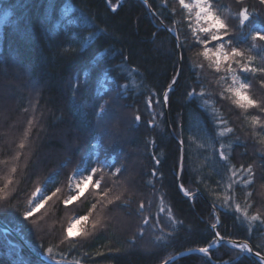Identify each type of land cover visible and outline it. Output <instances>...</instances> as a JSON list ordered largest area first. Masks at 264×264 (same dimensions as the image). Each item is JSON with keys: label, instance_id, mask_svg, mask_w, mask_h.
I'll list each match as a JSON object with an SVG mask.
<instances>
[{"label": "trees", "instance_id": "obj_1", "mask_svg": "<svg viewBox=\"0 0 264 264\" xmlns=\"http://www.w3.org/2000/svg\"><path fill=\"white\" fill-rule=\"evenodd\" d=\"M145 1L148 7L142 0H120L112 12L104 0H0L4 15L0 23V103L8 116L2 122L0 114V160L8 161L0 164V175L12 164L18 166L9 199L0 201V216L33 248L45 255L52 248V259L162 264L181 251L209 245L215 238L210 225L216 223V216V231L222 237L246 241L264 255V144L260 142L264 128H253L250 123L253 115L264 122V112L256 108L245 112L226 98L225 89L232 84L230 74L223 65L220 72L210 66L216 41L207 43L212 50L209 58L201 54L204 45L193 35L194 8L191 13L185 11L179 0ZM209 1L226 19L230 38L239 41L236 46L254 57L250 67L264 66V41L251 39L256 26L264 34V5L259 0ZM107 2L114 6L117 0ZM243 7L249 9L250 19L240 26L238 13ZM163 26L174 31L176 39ZM199 35L207 39L204 33ZM178 55L179 76L165 103L171 133L162 92L177 71ZM12 68L22 70L26 78L21 83L16 77L6 91L4 73ZM233 68L249 82V95L264 101V73L241 72L235 64ZM82 75L89 82L76 85L74 94L72 80ZM102 76L111 77L119 99L92 96L93 84ZM201 87L202 98L188 96L193 90L200 93ZM105 102L107 118L101 122L96 113ZM29 120L33 126L21 150L18 144ZM228 127L233 131L220 136ZM94 134L101 148L114 155L103 167L106 175L101 188H91L69 206L59 207L56 202L68 194L69 174L81 164L78 155L91 147L87 138ZM180 143V185L189 193L199 191L191 199L175 181ZM17 152L22 155L14 161ZM221 152L226 159H221ZM249 165L252 182L246 183ZM125 176L131 177L135 189L123 192ZM36 186L48 195L57 188L61 191L26 221L25 202ZM104 188L111 189L113 202L107 204L105 199L97 204L85 224L91 231V221L101 217L103 227L87 238L76 235L65 240L62 225L67 216L86 215ZM115 194H122L121 199L115 200ZM245 213L260 219L250 221ZM237 255L239 250L220 243L210 249V260L193 252L167 264H232ZM0 264L40 263L23 248L0 245ZM236 264L259 262L244 254Z\"/></svg>", "mask_w": 264, "mask_h": 264}, {"label": "snow or ice", "instance_id": "obj_2", "mask_svg": "<svg viewBox=\"0 0 264 264\" xmlns=\"http://www.w3.org/2000/svg\"><path fill=\"white\" fill-rule=\"evenodd\" d=\"M242 2V0H241ZM261 5H264V0H259ZM180 6L187 12L191 13L192 8L195 7L197 9L195 15L197 23L201 20H203L205 23L204 25H201L199 29H193V35L197 41V43L204 45V51L201 53L206 59L209 58L210 49L207 48L208 41H216L217 43L214 45V52L213 55L215 56V59L212 61V64L210 66H214L216 72H220L222 65L225 67V70L230 74L232 84L228 88L225 89V92L229 94L226 98H231L232 103L236 105V107L244 110L247 112L250 108H256L261 112H264V101H258L248 93L249 88V82L247 80H241V78L236 74V70L233 68V64L239 68L241 72L245 73H264V66H261L259 68L257 67H250V65L253 62L254 57L251 55H246V52L244 50L239 49L236 46V43H239V41L233 42L230 38V26L227 23L226 19L222 18L217 11L213 9L212 3L209 2V0H193L192 4H189L186 2V0H179ZM112 11H116V8H113ZM239 16V23L240 26H243L246 21H249L250 19V13L249 9L247 7L241 8V10L238 13ZM209 20H211V23H209ZM199 33H204L207 39H202ZM251 39L253 41L259 39L261 41H264V34H261L260 31L254 30ZM250 51V50H249ZM262 60H264V57H262ZM221 79H224V77H221ZM177 83V80L174 78L172 80V83L169 85V88L171 89L173 85ZM74 94L76 93V88H73ZM198 95L201 98L204 96V89L201 87L200 93H195V90L188 93L189 97H192L193 95ZM223 96V93L221 94ZM168 94H164V102L167 103ZM205 105H208L209 102L207 100L203 101ZM107 102L100 104L99 112L96 113L99 120L103 122L107 118V109H106ZM27 111V110H25ZM140 117L137 116L136 120L139 121ZM248 119V117H246ZM250 123L255 128L256 126H260L264 128V122L261 121L259 116H251ZM33 126V121H28V128L25 129L23 134V139L19 141L18 148L23 150L26 147V142L28 140V136L30 135L31 128ZM233 131L232 128L228 127L224 131H221L219 133L220 136H224L225 132L231 133ZM260 142L264 144V136H261ZM223 147V145H221ZM22 153L17 152L15 156L12 157V160L18 161L21 157ZM221 159H226V154L224 152H221ZM97 165H99V161H96ZM0 164H8L7 160H0ZM243 167V166H242ZM18 166L16 164H12L11 167L8 169V172L4 175H0V180L3 181V185L0 186V201H7L11 195V189L10 185H12L15 181L13 179L15 173L17 172ZM233 171V175L236 174L234 166L231 169ZM120 169H117L116 172H119ZM247 174L249 175V179L246 181V183H251V175L253 173V167L249 165L246 170ZM85 172L88 174L86 175ZM97 173H99L97 177ZM155 174V173H154ZM106 173L103 171V166L99 167H91V168H85L84 171L78 172V175L76 178H69V187L74 194H69L64 200L63 203L67 206L68 204H71L73 201H77L80 199L81 195L85 191L83 188V185L86 183H92L93 178L97 177L94 181V188L100 189L102 182L104 181ZM113 175H116V173H113ZM61 190L59 188L56 189V191L52 192L51 195H48L46 192H43L39 187H36L35 190L32 193V198L28 201V209L23 212V218L24 220H28L30 217L33 216L34 213H37L40 211L41 208L44 207V205L53 199V197H57V194ZM103 196L100 197L97 200V203H93L91 205V208L88 210V213L86 215H82L68 223L67 229H66V235L64 237L65 240L71 238L73 236V228L77 224H81V222H89V217L92 216L93 212L97 208V204L101 203L103 200L107 199V204H111L113 202L112 199H108L109 193L111 192V189L104 188L103 190ZM185 196H189L190 193L187 190H184ZM122 195V194H121ZM121 195H117L114 197L115 200H120ZM248 195H251V193H248ZM107 206L106 204L104 205ZM141 208H143V204H141ZM240 206L236 205V211L239 212ZM245 218L249 219L250 221H256L259 220V215H252L248 216L247 213H245ZM145 223H148L147 220L144 221ZM264 223V221H262ZM103 227L102 224V218L97 217L95 220L91 221V231H89L85 227H81L77 232V236H83L84 238H87L91 236L98 228ZM213 229H216V224L212 225ZM220 242H223L225 244H228L229 247L235 249L239 248V255H237L236 260L240 259L241 255L248 254L252 255V248L249 247L247 243H235L226 241L224 237L221 236L220 232L215 233V238L209 243L207 247H200L196 249L195 251H198L199 253L203 254V256L208 257L209 260L211 257L209 256L210 249L213 247H217ZM63 243V241H62ZM47 255L49 258L53 255V249L48 248L47 249ZM255 256L259 260V264H264V255H261L259 252L255 253ZM236 260L232 261V264H236ZM52 264H61L58 260H52ZM74 264H79V261L74 262ZM225 264H228V262H225Z\"/></svg>", "mask_w": 264, "mask_h": 264}, {"label": "bare ground", "instance_id": "obj_3", "mask_svg": "<svg viewBox=\"0 0 264 264\" xmlns=\"http://www.w3.org/2000/svg\"><path fill=\"white\" fill-rule=\"evenodd\" d=\"M143 1V0H142ZM104 2L106 3V5L108 6V8H109V10H111L112 11V9H113V7L116 5H114V6H111V5H109L108 4V2H107V0H104ZM144 2V4L147 6V3H146V1L144 0L143 1ZM112 7V8H111ZM148 7V6H147ZM112 12H114V11H112ZM164 27V29H168L166 26H163ZM170 33H171V30H170ZM175 33V32H174ZM176 35V34H175ZM176 39V38H175ZM0 40H1V36H0ZM4 40V39H3ZM0 43H1V41H0ZM1 45V44H0ZM0 63H1V58H0ZM9 67H11V66H9ZM12 67H14L13 65H12ZM180 67H181V61H180V57H179V55H178V65H177V71H176V73H175V75L171 78V83H172V80L175 78L176 80L178 79V76H179V71H180ZM13 70H11L12 72H9V71H7V72H5L4 73V81H5V83H4V90H8L10 87H12V85H13V82H15L16 80H15V78L16 77H19L18 79L21 81V83H22V81L24 82V80H25V78H26V74L25 73H23V71L22 70H16V68H12ZM87 69V68H86ZM86 69L85 70H83V72H84V74L85 73H87L86 72ZM80 77H82V78H80ZM79 78H77V77H75V78H73V80H72V85H73V87H76V85H78V86H85L88 82H86L85 81V79H83L84 78V75H82V76H80ZM13 79H14V81H13ZM86 82V83H85ZM170 83V84H171ZM169 84V85H170ZM34 85V84H33ZM169 85H168V87L167 88H165V90L162 92V98H163V112H164V117H165V121H166V119H167V109H166V104H165V102H164V94L165 93H168V90L170 89L169 88ZM174 86V85H173ZM173 86H172V88H173ZM24 89L26 90L27 88L26 87H24ZM114 90V91H113ZM92 96H94V97H97L98 99H100V100H102V99H104V97L106 96V99H108V98H114V99H119L120 98V92L116 89H113V83H112V81H111V77L110 76H105V77H100L99 78V80L98 81H96L94 84H93V87H92ZM2 109V105H1V103H0V110ZM0 114H1V119H2V122H6L7 121V119H8V116H7V111L6 110H1L0 111ZM167 125V124H166ZM167 128H168V130L172 133V131H171V128L167 125ZM95 135V134H94ZM89 136V138H87V141H88V143H89V146H91L88 150H87V152H84V153H77L76 155H78V157L80 158L81 157V164L80 165H78V166H76L72 171H71V173L74 171V170H77L78 169V167H81L82 165H84L86 162H87V158H88V155H89V153L90 152H95L96 154H97V156L98 157H95V160H97V161H99V165H97V164H95L93 161H89L88 160V162H87V164H88V166H90V167H99V166H103V167H106V165H105V161H110V163L114 160V155L113 154H111L109 151H107V149H105V150H103L101 147H103L102 146V144H101V142H100V138H99V136H97V135H95V136ZM94 137V138H93ZM181 156H182V158H181ZM182 159V160H181ZM101 160H105V161H101ZM101 161V162H100ZM180 163H182L181 164V169H180V171H179V165H180ZM182 166H183V152H182V147L180 146V152H179V161H178V166H177V171H176V175H175V181H176V185H177V187H178V189L180 190V191H183V188H182V186L180 185V176H181V171H182ZM177 177H178V181H177ZM196 192V193H195ZM183 193V192H182ZM196 194H199V191H194V192H191L190 193V195H191V197H193L194 195H196ZM183 195L185 196V194L183 193ZM68 195L67 194H65L64 196H63V198H61L60 199V201L59 202H56V205L58 204V206L59 207H63L64 205H63V200L67 197ZM187 197V196H186ZM191 197L190 196H188L187 198H189V199H191ZM29 199H30V197L26 200V202H25V210H24V212L28 209V207H29V205H28V201H29ZM72 215H79V216H82L83 214H81V213H79V212H75V213H73ZM217 217L218 216H216V223H214V224H216V227L218 226V224H219V220H217ZM218 219H219V217H218ZM0 222H2L3 224H4V226H0V232H1V234H2V236H3V239H2V241L0 240V245L1 246H3V247H6V248H13V249H15L16 250V248H23L29 255H31L32 257H34L35 259H37L38 261H39V263L41 264V261H40V259L37 257V256H35V253L37 254V255H41V256H43L44 258H46L47 260H48V262L50 263V264H52V258H49L47 255H45L44 253H42V252H40L39 250H37V249H35V248H33L29 243H27L22 237H21V235H20V233H18L13 227H11L10 225H8L5 221H4V219L0 216ZM217 222H218V224H217ZM64 224V223H63ZM212 225L213 224H211L210 225V228H211V230L213 231V233L215 234L217 231H216V229H213L212 228ZM73 237H75V236H73ZM224 239H226V238H224ZM4 240L6 241V242H4ZM229 240H231V239H229ZM21 241L22 242H25L27 245H29V247H31L32 248V252L31 251H29V250H27L24 246H23V244L21 243ZM238 241H241V243L243 242V243H247L246 241H243V240H239L238 239ZM237 244H239V243H237ZM248 244V243H247ZM249 245V244H248ZM208 246V245H207ZM206 246V247H207ZM249 247H250V245H249ZM214 248V247H213ZM235 249H237V250H239V248L237 247V248H235ZM196 249H189V250H184V251H181V252H179V253H177V254H175V255H173V256H171L170 258H168L167 260H165L162 264H167V263H169L170 261H172L173 259H175V258H177V257H179V256H181V255H183L182 253H184V254H187V253H193V252H196V253H199L198 251H195ZM253 250V249H252ZM35 253H34V252ZM253 252H257V251H255V250H253ZM261 254V253H260ZM248 255V254H247ZM262 255V254H261ZM249 256H251V257H253V258H255L258 262H259V260H258V258L256 257V256H254V255H249ZM54 260H58V261H60L61 263H64V264H73L74 262H76V261H70V260H68V259H54ZM90 264V263H83V262H79V264Z\"/></svg>", "mask_w": 264, "mask_h": 264}, {"label": "rangeland", "instance_id": "obj_4", "mask_svg": "<svg viewBox=\"0 0 264 264\" xmlns=\"http://www.w3.org/2000/svg\"><path fill=\"white\" fill-rule=\"evenodd\" d=\"M120 2V1H119ZM186 2L187 3H189V4H192L193 3V0H186ZM210 2V1H209ZM194 9H195V12H194V17H195V28L197 29H199V27H200V25L201 24H204L205 22L203 21V20H201L200 22H199V24L197 23V20H196V15H195V13H196V11H197V9L195 8V7H193ZM4 19V15H3V12H2V10H1V8H0V23L2 22V20ZM209 23H211V20H209ZM167 30H169V32H170V29H167ZM254 30H257V31H259V30H261V28H259V27H254L253 28V31ZM215 59V56H214V58H213V60ZM242 80V79H241ZM95 157H98L97 156V154L95 153V152H90L89 153V155H88V160L89 161H93L94 163L97 161V160H95ZM88 160H87V162H88ZM101 161H105V160H101ZM100 161V162H101ZM87 162L84 164V165H82L81 167H78V169L77 170H74L72 173H70L69 174V176H68V178H67V185H66V187H67V192H68V194L67 195H69V194H74V193H72V191H71V189H70V187H69V178L70 177H72V178H76L77 177V175H78V172H80V171H84V169L85 168H91L90 166H88V164H87ZM106 163H105V165L107 166L109 163H110V161L108 160V161H105ZM95 164H97V163H95ZM106 168V167H105ZM85 174L87 175L88 173L87 172H85ZM126 175V174H125ZM131 178V177H130ZM127 179L126 178V176H125V180H124V184L122 183L121 184V186H122V189H123V192H125L127 189H131L133 186H132V184H130V183H132V180L131 179ZM53 181L54 180H52L51 182L53 183ZM94 181H95V177L93 178V182L92 183H86V184H84L83 185V188L85 189V191L83 192V193H85V192H87L89 189H91V188H94ZM50 182V183H51ZM127 186H129V187H127ZM36 187H38V186H36ZM36 187H34V189H32L31 190V192H30V195H29V197L30 198H32V193H33V191L35 190V188ZM39 188L43 191V192H46L47 193V191L46 190H44V188L43 187H41V186H39ZM134 188V187H133ZM135 189V188H134ZM123 192H121L122 194H123ZM183 193H184V190L182 191ZM116 196L118 195V194H115ZM114 195V196H115ZM110 196V195H109ZM112 196H113V193H112ZM108 199H110V197H108ZM105 201H107V199L105 200ZM73 203V202H72ZM63 205L65 206V204L63 203ZM70 204H68L67 206H69ZM44 207H45V205H44ZM43 207V208H44ZM140 207H141V205H140ZM43 208H41L40 209V211L41 210H43ZM39 211V212H40ZM68 218H66V220H65V222H64V224L62 225V231H63V234H65L66 235V229H67V226H68V223L70 222V221H72V220H74V219H76V218H78V217H80L79 215H72V214H70L69 216H67ZM85 224H86V222H81V224H77L74 228H73V236H76V232L81 228V227H85ZM72 236V237H73ZM227 245V244H226Z\"/></svg>", "mask_w": 264, "mask_h": 264}, {"label": "water", "instance_id": "obj_5", "mask_svg": "<svg viewBox=\"0 0 264 264\" xmlns=\"http://www.w3.org/2000/svg\"><path fill=\"white\" fill-rule=\"evenodd\" d=\"M119 1L120 0H117V2H116V5L113 7V8H117V6H118V4H119ZM144 1V0H143ZM112 8V7H111ZM169 31V30H168ZM171 34L174 36V38H176V35H175V33H174V31H171ZM166 124L169 126V124H168V121H167V119H166ZM180 146H181V143H180ZM181 158H182V156H181ZM182 160V159H181ZM181 164L182 163H180V165H179V171H180V169H181ZM177 181H178V177H177ZM196 193V192H195ZM190 197H191V195H189ZM188 197V196H187ZM217 220H219L218 219V217H217ZM217 224H218V222H217ZM0 226H4V224L2 223V222H0ZM226 241H230V242H235V243H241V241H238V240H229V239H225ZM21 243L23 244V246L27 249V250H29V251H31L32 252V248L31 247H29V245H27L25 242H22L21 241ZM220 243H223V242H220ZM219 243V244H220ZM225 244V243H224ZM228 245V244H227ZM34 252V251H33ZM35 253V252H34ZM182 254H184V253H182ZM252 255H254L255 256V252H253V250H252ZM35 256H37L39 259H40V261H41V264H50L49 262H48V260L46 259V258H44L43 256H41V255H37L36 253H35ZM61 264H64V263H61ZM74 264V263H73ZM81 264V263H80Z\"/></svg>", "mask_w": 264, "mask_h": 264}]
</instances>
